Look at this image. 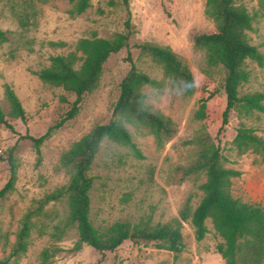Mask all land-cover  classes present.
<instances>
[{
  "label": "rangeland",
  "instance_id": "rangeland-1",
  "mask_svg": "<svg viewBox=\"0 0 264 264\" xmlns=\"http://www.w3.org/2000/svg\"><path fill=\"white\" fill-rule=\"evenodd\" d=\"M236 4L244 6L252 16L248 39L264 55V0H236ZM206 5L207 0H130L136 34L129 47L106 61L98 88L85 95L77 116L54 130L43 143L39 160L33 141L23 136L39 137L60 122L75 94L45 83L36 71L50 65L51 56L74 50L81 38H113L124 32L128 12L123 0H92L81 15L71 13L69 0H35L32 24L24 28L15 13L23 12L22 0H0V29L9 37L0 44V108L6 114L10 110L4 97V84L9 83L28 117L24 123L7 115L15 132L0 125V191L11 176L9 155L13 148L17 164L14 188L0 196V258L10 253L26 213L38 207L45 194L69 182L70 171L61 163L62 154L96 125L112 118L120 84L131 67L127 61L129 54L140 71L160 83L144 87L146 104L171 117L178 132L159 148L153 135L124 121L142 158L129 147L104 139L90 170L94 177L90 218L102 230L118 221L157 225L178 217L188 198L193 209L198 206L204 195L200 185L206 175L199 180L175 183L170 181L169 174L174 165L194 156L196 147L186 142L202 132L213 137L217 134V118L208 123L196 118L200 98L209 96V104L218 112L226 104L222 89L224 69L208 65L206 53L194 48L196 35L216 32L214 21L206 14ZM144 42L169 45L188 60L195 79L192 95L185 96L173 89L160 65L140 54L139 45ZM246 67L250 78L241 93L264 92V62L260 65L247 60ZM211 92L214 94L210 95ZM242 123L264 136V112L255 111L248 116L239 110L232 112L223 136L224 165L242 172L232 179L234 197L264 207V157L251 151L240 155L232 148L231 141ZM68 212L67 200L63 198L51 201L40 216L33 218L30 245L18 264H95L102 257L86 244L79 251L73 250L78 239L76 227L67 228L61 236L56 234V227L64 224ZM206 224L209 232L204 239L197 240L191 221L184 223L185 247L178 255L158 248L152 241L127 240L116 250L106 252L101 264H226L216 249L222 239L211 219ZM46 249L50 253L47 262L43 260ZM54 249L57 252L53 253Z\"/></svg>",
  "mask_w": 264,
  "mask_h": 264
},
{
  "label": "trees",
  "instance_id": "trees-1",
  "mask_svg": "<svg viewBox=\"0 0 264 264\" xmlns=\"http://www.w3.org/2000/svg\"><path fill=\"white\" fill-rule=\"evenodd\" d=\"M92 0H69L72 4L71 13L81 15L91 6ZM23 12L15 11L21 27L32 24L35 0H22ZM128 17L125 31L117 33L113 38L85 37L78 40L75 49L67 54H57L50 58V65L36 71L45 83L62 87L65 91L75 94L63 119L50 127L39 137L30 134L23 136L31 139L41 159V147L67 120L73 119L80 111L86 94L96 90L100 84L104 64L112 54H116L130 45L131 38L136 34L129 9L130 0H123ZM206 14L214 21L215 33H203L194 37V48L206 53L210 66H221L225 75L222 89L226 95V104L221 112L209 104V96L200 98V106L196 118L208 123L214 118L220 121L215 137L202 132L187 144L196 147L194 156L186 162L173 166L169 178L175 183L186 180H199L205 174L206 180L200 185L203 197L193 209L191 198H188L179 211V216L172 221L151 225L147 221L132 224L118 221L106 229L96 227L91 218V190L94 177L90 174L93 162L101 143L108 138L129 147L133 153L142 158L143 154L124 121L131 123L138 131L153 135L159 148L175 137L178 126L173 119L160 110L146 104L144 87L158 86L160 83L147 73L140 71L131 55L127 56L130 69L120 84V94L114 105L112 118L109 122L96 125L90 132L75 141L62 154L61 163L70 171V179L52 192L44 195L38 207L24 216L16 241L10 253L0 258V264H18L28 251L33 227V218L40 216L51 201L66 198L68 216L64 224L57 226L58 236L67 228L76 227L78 239L73 250L79 251L89 245L102 257L95 263L101 264L106 252L114 251L125 241L135 243L152 241L160 248L175 254L183 252L182 228L185 222L191 221L197 240L205 238L209 232L206 221L211 219L217 234L222 241L217 244V251L226 264H263L264 262V207L254 202H243L232 193V179L241 176L238 169L224 165V141L226 126L232 112L239 110L248 116L255 111L264 112V92L254 91L241 93L242 86L248 82L250 71L246 67L247 60L264 62V55L258 47L250 42L247 31L252 28V16L248 10L236 4V0H207ZM9 40L5 30L0 29V44ZM140 54L160 65L164 77L170 86L183 95L195 92L194 74L188 60L169 45L155 42H144L139 45ZM211 92L210 95H213ZM4 97L10 106L8 114L0 108V125L15 132L14 125L7 115L20 119L24 123L28 117L21 99L9 83L4 84ZM66 100V97H63ZM232 148L242 155L249 151L264 157V136L256 133L253 127L244 123L236 129L231 141ZM14 148L10 151L9 162L11 176L0 196H4L14 188L17 177V164L13 157ZM58 249H54L57 252ZM49 250L43 252V260L48 261ZM119 264H124L120 262Z\"/></svg>",
  "mask_w": 264,
  "mask_h": 264
}]
</instances>
